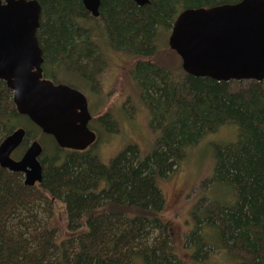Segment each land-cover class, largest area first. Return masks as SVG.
Here are the masks:
<instances>
[{
	"label": "trees",
	"instance_id": "16d2710c",
	"mask_svg": "<svg viewBox=\"0 0 264 264\" xmlns=\"http://www.w3.org/2000/svg\"><path fill=\"white\" fill-rule=\"evenodd\" d=\"M38 1L44 77L58 83L56 73L63 71L98 86L105 50L137 59L132 79L158 137L147 157L130 145L108 165L95 145L61 149L18 113L12 90L0 80V145L24 128L16 156L34 141L43 147L41 184L26 186L23 174L0 166V264H184L173 247L160 184L189 151L227 126L236 132L228 130L231 142L214 149L213 180L204 185L228 187V201L193 206L195 227L184 241L196 259L225 250L232 264H264V81L196 78L182 63L172 70L155 59L160 36L184 10L241 0H149L144 7L102 0L97 19L82 0ZM97 122L117 131L112 115Z\"/></svg>",
	"mask_w": 264,
	"mask_h": 264
},
{
	"label": "water",
	"instance_id": "95a60500",
	"mask_svg": "<svg viewBox=\"0 0 264 264\" xmlns=\"http://www.w3.org/2000/svg\"><path fill=\"white\" fill-rule=\"evenodd\" d=\"M94 18L102 0H82ZM138 6L149 0H133ZM42 6L38 0H0V80L13 92L19 114L61 149L86 151L98 140L90 129L92 114L86 96L44 78V53L38 41ZM183 70L217 82L264 81V0H241L210 8L184 10L168 40ZM26 130L19 128L0 145V166L24 175L26 186L43 180V147L34 141L18 160Z\"/></svg>",
	"mask_w": 264,
	"mask_h": 264
},
{
	"label": "rangeland",
	"instance_id": "374dc122",
	"mask_svg": "<svg viewBox=\"0 0 264 264\" xmlns=\"http://www.w3.org/2000/svg\"><path fill=\"white\" fill-rule=\"evenodd\" d=\"M170 34L171 32L168 34L165 32L160 36V49L155 59L175 70L182 62L168 45ZM105 51L104 60L107 65L99 77L98 86L89 83L88 87L79 81L77 75L73 74L71 78L63 71H58L56 77L60 83L70 84L67 82H72L79 86L88 98L90 112L94 118L91 123L92 130L99 138L92 149L102 163L108 165L113 158L130 145L138 146L142 157H147L154 149L158 133L150 129L149 112L140 102L137 87L132 79L131 71L137 59L122 53ZM106 114L112 115L117 122V131H112L114 129L111 124L97 122ZM230 129L236 132L234 126H227L220 133L207 136L198 146L189 151L186 160L177 171L160 184L167 202L164 216L172 228L173 247L184 264H232L231 261L236 262L225 250L219 252L223 253L221 256L210 253L204 260L196 259L194 248L186 247L184 241L185 236L195 227L191 217L193 206L203 199L219 205L228 201L230 192L228 187L209 184L208 189L205 190L204 184L206 181L213 180L214 149L216 146L231 142L229 139L232 134L228 137ZM24 152L18 153L17 156L14 153L13 158L20 159ZM200 216L205 217V211H201ZM208 231L210 229L206 232Z\"/></svg>",
	"mask_w": 264,
	"mask_h": 264
},
{
	"label": "flooded vegetation",
	"instance_id": "af4514ba",
	"mask_svg": "<svg viewBox=\"0 0 264 264\" xmlns=\"http://www.w3.org/2000/svg\"><path fill=\"white\" fill-rule=\"evenodd\" d=\"M134 2V1H133ZM94 18V17H93ZM97 19V18H96ZM44 66V65H43ZM45 78V77H44ZM47 79V78H46ZM50 80V79H49ZM52 81V80H51ZM55 83V82H54ZM55 84H65V83H60V82H58V83H55ZM65 85H68V86H70V87H72V88H74V89H76V90H78V91H80L81 93H83L84 94V92H82V90H80L79 89V87H77L76 85H69V84H65ZM85 95V94H84ZM86 96V95H85ZM87 98V97H86ZM87 100H88V98H87ZM88 103H89V101H88ZM93 116H92V121H93ZM91 121V122H92Z\"/></svg>",
	"mask_w": 264,
	"mask_h": 264
}]
</instances>
